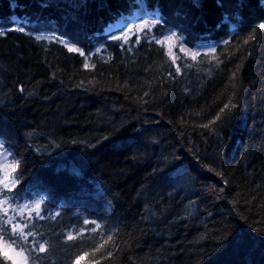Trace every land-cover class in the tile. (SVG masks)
Wrapping results in <instances>:
<instances>
[{"label": "trees", "instance_id": "1", "mask_svg": "<svg viewBox=\"0 0 264 264\" xmlns=\"http://www.w3.org/2000/svg\"><path fill=\"white\" fill-rule=\"evenodd\" d=\"M141 9L139 43L106 31ZM261 24L264 0H0V142L16 203L45 201L41 264H88L109 234L99 264H264ZM171 32L201 56L173 64L152 39ZM85 220L103 237L68 241Z\"/></svg>", "mask_w": 264, "mask_h": 264}, {"label": "snow or ice", "instance_id": "2", "mask_svg": "<svg viewBox=\"0 0 264 264\" xmlns=\"http://www.w3.org/2000/svg\"><path fill=\"white\" fill-rule=\"evenodd\" d=\"M155 15L158 16V13ZM155 26L156 25L154 23H148L146 21L142 24H137L135 29L128 28L126 32H123V35H114L113 39L123 40L124 43H128L130 35H135L137 43H139V34L143 33L147 35V31H150ZM260 28L264 29V24H261ZM17 30L23 31V28H19ZM4 34L5 33L3 31H0V35ZM36 39L44 40L50 38L38 36ZM152 39H154L157 44L169 45L168 54L172 58L173 64H175L178 59H181V57L175 55L172 51V49L176 47H179V51L184 53L185 57L190 56L193 61H196L197 57L201 56L200 51L187 48L184 43H182V38L175 32L166 34L162 39H157L155 37H152ZM59 42L63 43L69 52L79 53L87 59L86 54L79 48L64 41ZM224 43H228V41H225ZM97 51L99 52L100 50L98 49ZM215 53L216 47H209L203 55L205 57L211 55L212 58L219 63L220 61L218 57L215 56ZM187 66L190 67L191 65ZM85 67H88V64H85ZM180 71V67L177 66L176 72L179 73ZM231 107H235V105H231ZM225 109L230 110L229 104H225L223 108H221L220 112L224 113ZM220 119L221 116L217 115L212 123H215ZM205 127H207V125H205ZM20 163V160L16 159L11 150L5 148L4 143L0 142V173H2V176H0V255L3 256L5 261L10 260L11 264H41L42 259L46 258L42 257L41 254L48 253L49 245L48 240L42 238L43 234L35 230L36 225L34 221L46 219V217L41 214L46 210L42 207L45 204V201L41 198L33 200L29 203H16L20 197L19 192H14V189H16L17 185L20 183V175H22L21 173H17ZM8 169H11V171L9 172ZM60 215L61 213L56 211L47 218L56 220V218ZM83 223L85 225L91 223L94 227L91 229H80L75 235L72 231L67 232L66 236L68 241L77 239L83 240L85 238V231L89 233H96L100 230V235L103 237L104 232L101 224L97 223L95 220H85ZM111 240L112 235L109 234L107 236V240L93 248L91 253L82 250V255L77 254L76 259L81 260L83 257L91 255L92 259L88 262V264H99L100 259L105 258V256L110 257L112 255L111 251H103L107 242ZM9 252H11V255H8ZM97 253H100L99 257L97 256Z\"/></svg>", "mask_w": 264, "mask_h": 264}, {"label": "rangeland", "instance_id": "3", "mask_svg": "<svg viewBox=\"0 0 264 264\" xmlns=\"http://www.w3.org/2000/svg\"><path fill=\"white\" fill-rule=\"evenodd\" d=\"M136 18H141V20L140 21H135L134 22V20L136 19ZM150 18H148L147 16H146V13L144 12V10H137V11H135L134 12V15L133 16H122V17H120L116 22H114L113 24H111V25H109L107 28H106V31H111V30H115V29H120L121 28V31H123V32H126L127 31V29L128 28H131V26L133 25V24H135V26L137 25V24H142V23H144V22H150ZM125 22H126V26H125ZM170 34V33H169ZM165 36V35H164ZM163 36V37H164ZM163 37H161L160 39H162ZM67 43V42H66ZM165 47H166V49H167V51H169V45H167V44H165L164 45ZM199 49L200 48H196V49H194V50H198L199 51ZM81 50V49H80ZM82 51V50H81ZM172 51H173V53L175 54V55H179V54H184V53H181L180 51H179V47H176V48H173L172 49ZM190 57V56H189ZM8 171L10 172L11 171V169H8ZM0 176H2V173H0ZM36 199H39V198H36ZM36 199H24L22 202H20L19 204H24V203H29V202H31V201H33V200H36ZM91 225V227H94V225H92L91 223H89V224H87V226H90ZM90 227V228H91ZM8 255H11V252H9L8 253Z\"/></svg>", "mask_w": 264, "mask_h": 264}]
</instances>
